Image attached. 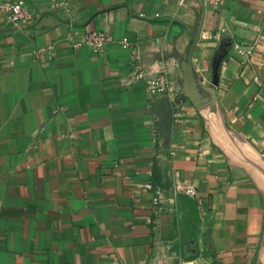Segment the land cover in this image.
Listing matches in <instances>:
<instances>
[{"label": "crops", "instance_id": "0c3cea01", "mask_svg": "<svg viewBox=\"0 0 264 264\" xmlns=\"http://www.w3.org/2000/svg\"><path fill=\"white\" fill-rule=\"evenodd\" d=\"M24 1L38 20L0 30V264H264V175L233 162L264 173V0ZM139 73L171 78L170 127Z\"/></svg>", "mask_w": 264, "mask_h": 264}, {"label": "built area", "instance_id": "2783aa9c", "mask_svg": "<svg viewBox=\"0 0 264 264\" xmlns=\"http://www.w3.org/2000/svg\"><path fill=\"white\" fill-rule=\"evenodd\" d=\"M61 3L62 0H57ZM206 3L219 5L225 0H204ZM38 15L30 9L29 5L24 0H4L0 1V30L8 26H28L34 24L38 20ZM67 38L71 41L74 47H80L82 45L89 46L94 53H101L108 44L114 41V39L103 31H92L89 33H81L77 29H72ZM127 38L122 39L120 42L125 48H130V42ZM235 48L241 49L239 44L235 45ZM49 53L54 56V47L50 46L46 49L37 52V58L43 59L44 55ZM140 54L136 51L132 52V60L138 61ZM138 79H143L147 86L148 94H151L156 99L163 96H168L175 92V88L171 78L166 73L159 74L156 77H145L144 74H137ZM146 188L152 190V184H147ZM174 195L185 194L192 198H198V191L192 184H188L185 187L180 183H176L174 188ZM161 197L157 195L153 199L152 211H156V208L161 203Z\"/></svg>", "mask_w": 264, "mask_h": 264}, {"label": "rangeland", "instance_id": "374dc122", "mask_svg": "<svg viewBox=\"0 0 264 264\" xmlns=\"http://www.w3.org/2000/svg\"><path fill=\"white\" fill-rule=\"evenodd\" d=\"M239 160H241V159H239ZM263 160V163H264V158L262 159ZM233 161V160H232ZM235 161L237 162V163H239L242 167H243V169H245V171H247V172H249L250 173V175H252L258 182H260L261 184H262V181H261V179H262V177H260L261 179H259V176H262L261 174H263L264 175V173H262V170L260 169V168H256V170H252V168L250 169V167L249 166H245L244 164H242L241 162H238L236 159H234V163H235ZM258 174H257V173ZM263 190H264V185H263ZM201 258L204 260V264H209L208 262V260H206V259H204L202 256H201ZM193 259L194 258H186V259H184V262H183V264H186L187 262H189V263H191V261H193ZM182 263V262H181ZM160 264H179L176 260H174V259H162V263H160Z\"/></svg>", "mask_w": 264, "mask_h": 264}, {"label": "water", "instance_id": "95a60500", "mask_svg": "<svg viewBox=\"0 0 264 264\" xmlns=\"http://www.w3.org/2000/svg\"><path fill=\"white\" fill-rule=\"evenodd\" d=\"M193 49V48H192ZM191 59V55L189 57V60ZM165 104L167 105V108H163V112L162 114H160V116L162 117V120H164L165 125L164 128L166 127H170L169 125H171L172 123V110H171V106H170V102H169V97L168 96H163L160 98V100L158 101V106L164 107Z\"/></svg>", "mask_w": 264, "mask_h": 264}]
</instances>
